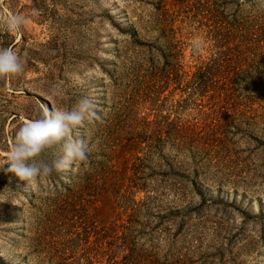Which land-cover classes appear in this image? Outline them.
Listing matches in <instances>:
<instances>
[{
    "label": "rangeland",
    "instance_id": "rangeland-1",
    "mask_svg": "<svg viewBox=\"0 0 264 264\" xmlns=\"http://www.w3.org/2000/svg\"><path fill=\"white\" fill-rule=\"evenodd\" d=\"M8 13L24 24L0 48L25 69L0 78V164L45 110L88 97L99 120L70 171L26 188L0 170V264H264V0H0Z\"/></svg>",
    "mask_w": 264,
    "mask_h": 264
},
{
    "label": "clouds",
    "instance_id": "clouds-1",
    "mask_svg": "<svg viewBox=\"0 0 264 264\" xmlns=\"http://www.w3.org/2000/svg\"><path fill=\"white\" fill-rule=\"evenodd\" d=\"M24 19L11 13L0 14V27L9 33L20 30ZM25 69L21 57L12 48H0V78L22 75ZM99 120L95 102L84 97L70 109L45 110L42 117L28 120L16 132L6 161L0 164V170L13 173L20 180L26 181V188L33 181L48 177L53 170L68 172L79 161L89 159L91 149L79 129L85 122ZM75 136V138H73ZM62 145V152L51 165L37 158L45 150ZM7 164L8 167L4 168Z\"/></svg>",
    "mask_w": 264,
    "mask_h": 264
},
{
    "label": "trees",
    "instance_id": "trees-1",
    "mask_svg": "<svg viewBox=\"0 0 264 264\" xmlns=\"http://www.w3.org/2000/svg\"><path fill=\"white\" fill-rule=\"evenodd\" d=\"M212 60L210 61H206V62H202L200 63L193 75L195 77V81H194V85L192 86V91L195 92L198 96H202V95H205L207 94V91L209 90L210 86H211V80H212V77H211V68L212 66L214 67L215 66V57L211 58ZM209 97L211 98L213 104H214V107H216V105L218 104V100H220L221 98H219L218 96L214 95L213 93H210L209 94ZM152 133L149 134L148 136L146 135H141L139 136L140 138H142V140L144 139L145 140V147L143 148L144 149V154L143 156H150V155H158V152L160 150V148H158V146L155 144V139L152 137ZM140 141H137V144L139 143ZM181 143V142H180ZM178 143V144H180ZM177 155H173L172 154V158H174V162H169V160H165L166 157H168V155H160V157L163 159L164 157V163L166 164V166H168V172H167V175L170 174L172 179L170 182L172 184L175 185L176 188H178V190H180L181 192L179 193H182V188H181V183H183V180H182V177H181V173L179 172V165L177 162V159L175 158ZM136 159H139L138 161L141 160V158L139 157H136ZM172 163H173V166H176L175 168H173L172 166ZM131 173L134 175L135 173V170H132ZM90 180V179H89ZM81 182V180H80ZM80 182H78V184H80ZM191 184L194 185V182L191 181ZM191 211L190 209L187 210V211H184L182 213H180V218H189L191 217L190 215ZM168 217V216H167ZM135 233V232H134Z\"/></svg>",
    "mask_w": 264,
    "mask_h": 264
}]
</instances>
